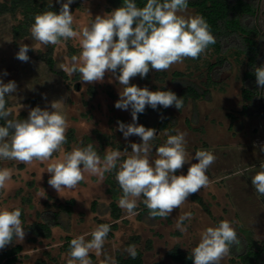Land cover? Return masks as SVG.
Instances as JSON below:
<instances>
[{
	"label": "rangeland",
	"instance_id": "374dc122",
	"mask_svg": "<svg viewBox=\"0 0 264 264\" xmlns=\"http://www.w3.org/2000/svg\"><path fill=\"white\" fill-rule=\"evenodd\" d=\"M54 2L61 5L66 0ZM114 9L107 0H73L70 10L74 16V30L89 25L97 15H104ZM182 14L199 15L191 7ZM259 16L262 18L261 13ZM22 19L21 14L0 15V79L5 83L15 81L17 84V91L9 94L12 115L18 117L24 112L28 116L31 105L27 100L33 96H39L41 108L48 110H51L52 101L59 100V111L66 115L69 122L66 135L70 131L73 133L70 141L62 146L63 150L71 151L92 144L101 160L107 149L131 151L130 143H141L140 137L133 135L125 139L118 130V121L132 123L131 108L121 110L114 106L123 86L110 73H106L103 82L84 84L80 81L79 73L71 76L65 73V78L53 72L38 55L52 47L56 66L68 64L72 56L80 54L78 40L69 39L56 46H38L30 34L15 38L13 27ZM21 43L32 45L36 50H29L28 62L16 58ZM216 58V53L205 51L201 58H186L182 63L172 65L165 71L166 74L150 70L146 78L136 76L130 84L147 87L151 91L163 90L162 87L180 91L173 81V73L179 70L196 84L204 85L208 75L206 61L215 62ZM228 58L232 66L222 69L217 82L211 85L207 98L197 101L190 99L179 110L174 106L166 108L171 115L166 129H158L157 112L148 114L147 121L137 120L138 124L157 130L156 138L150 141L153 160L156 158L155 148L166 142L165 133L175 135L177 131L185 133L186 150L193 157L197 150H208L216 156L206 173L209 185L197 192L210 212L190 195L167 218H152L146 213L140 219L138 211L129 214L122 209V218L113 223L108 208L112 198L106 178L109 174L114 175L115 169L105 172L102 178L84 173L85 179L75 189H64L58 194L48 185V162L34 161L26 165L0 159V168L12 170L11 179L5 189L0 190V208H19L23 227L40 219L39 212L47 210V201L53 204V209H56L54 203L58 200L74 198L76 202L71 217L65 218L63 225L54 226L51 237L32 240L31 234L25 229L24 241H14L22 246L17 264H67L70 249L66 246V240L78 236L91 240V232L101 224L100 220L109 222L110 231L100 254L97 255L94 250L89 253L92 264H117V253L127 254L129 245L142 250L146 264L155 261L171 264V258L167 256L171 247L178 244L191 251L198 244L200 233L209 226H217L221 220L232 222L238 238L252 235L261 241L263 234L260 225L264 217L262 196L255 191L251 178L264 163V115L242 114L243 106L247 103L242 96L246 59L243 56L236 58L233 53H229ZM109 80L112 82L109 83ZM149 107L146 106L145 110ZM59 156L60 152L54 153L52 159H58ZM124 158L118 161L117 169ZM196 162L195 159L191 161ZM189 166L185 164L176 174L186 175ZM142 201L143 197L137 202L138 208L143 207ZM93 202L96 210H93ZM184 213H191V219L183 222L187 231L182 233L176 228V223ZM135 236H139L140 240L130 244ZM232 255L230 253L225 257L221 264H232Z\"/></svg>",
	"mask_w": 264,
	"mask_h": 264
},
{
	"label": "clouds",
	"instance_id": "9594fccd",
	"mask_svg": "<svg viewBox=\"0 0 264 264\" xmlns=\"http://www.w3.org/2000/svg\"><path fill=\"white\" fill-rule=\"evenodd\" d=\"M72 3L73 0L63 2L58 13L47 10L36 14L29 29L31 39L38 46L78 40L80 54L58 67L69 76L79 73L84 84L103 82L106 73H110L123 86L114 106L121 110L131 108L132 123L118 121V130L125 139L133 135L140 137L141 143H130L131 151L107 149L103 160L92 144L64 151L62 146L67 143L69 122L59 111L60 101H52L51 110L39 106L31 108L26 119H9L12 110L6 108L5 97L17 91V84L0 79V119L5 120L0 126V159L26 165L34 161L48 162V185L59 194L64 189H75L85 179L84 173L102 178L105 172L116 169L118 161L125 157L115 177L122 190L118 205L129 214H135L137 202L143 197L142 202L152 218H167L190 195L209 185L206 173L216 156L208 150H197L193 157L186 150L185 133L177 131L175 135L165 133L166 142L155 148L153 160L150 141L156 138L157 130L138 124V114L143 113L146 106L152 109L174 106L179 110L183 100L171 90L151 91L130 81L136 76L146 78L150 70L167 71L186 58H198L216 42L210 25L203 16L182 14L187 12L188 0H147L142 8L137 7L135 0H123L122 6L97 15L89 25L74 30ZM48 7L51 9L52 3ZM30 49L36 51L32 45L21 43L16 58L28 62ZM254 75L257 88L264 89V65L255 67ZM57 152H60L59 158L52 159ZM193 159L198 162L191 163ZM185 164L190 165L187 174L177 175ZM260 169L251 183L255 191L264 196V163ZM11 177V169L0 168V190L5 189ZM186 219H191V213L177 219L176 228L182 233L187 231L183 223ZM109 231V224H100L91 232V240L84 236L73 238L67 264H92L89 253L94 250L100 254ZM25 235L21 210L0 208V249L14 241L23 242ZM239 243L232 222L221 220L217 226H209L200 233L190 259L193 264H221ZM126 251L131 258H136L135 245H129Z\"/></svg>",
	"mask_w": 264,
	"mask_h": 264
},
{
	"label": "trees",
	"instance_id": "16d2710c",
	"mask_svg": "<svg viewBox=\"0 0 264 264\" xmlns=\"http://www.w3.org/2000/svg\"><path fill=\"white\" fill-rule=\"evenodd\" d=\"M115 9L122 6L123 0H107ZM261 0H188V7L196 9L200 16H203L210 25V30L215 37V43L208 46L207 52L216 53L215 62L206 61L208 67L207 79L204 85L196 84L188 78L183 71H175L173 73V81L180 87V91L171 87H162L163 90H171L183 100V106L191 99L197 101L201 98H207L210 95V87L217 82L222 69L232 66L228 58L229 53L235 54L236 58L245 57L246 69L243 74V99L247 102L242 109L243 115H264V103L262 99V89L257 88L256 78L254 75L255 67L264 65V32L259 25ZM147 0H135L137 7H143ZM163 2V0H161ZM52 3L51 9L48 5ZM61 5L54 0H0V15L10 14L16 16L21 14L23 19L18 25L13 27V36L15 38L23 37L30 34V26L34 23V16L43 11L52 10L59 12ZM72 55H74L72 53ZM202 54L198 57L201 58ZM49 68L59 73L65 78L67 75L64 71L56 66L53 57V48L50 47L46 52L38 55ZM161 73L166 74L165 71ZM94 94V89L91 88ZM6 108L10 107L9 95H6ZM31 108L41 107L39 96H33L27 100ZM167 109L158 106L157 109L147 108L143 113L138 114V119L147 121L150 113H158L157 118L158 129H166L171 121V115L167 113ZM28 116L22 112L18 117L11 115L9 119H26ZM233 117V116H232ZM234 118V117H233ZM5 124L4 119H0V126ZM67 143L73 137L72 131L67 135ZM116 168L114 175L109 174L106 178L109 184L108 191L111 194V201L108 205L113 223L122 218V208L118 205V200L122 196V190L116 180ZM192 198L198 201L205 209L210 212L209 207L203 198L197 193L192 194ZM75 199L69 198L64 201H56L53 204L48 201L45 204L47 210L39 212V220H35L30 224H25L24 228L31 234L32 240L39 237L49 238L52 236L53 227L63 225L65 218L69 219L74 211ZM93 210H96L95 202H93ZM138 217L142 219L143 215L149 214V210L143 203L142 208H136ZM160 218V217H155ZM101 224H108V221L100 220ZM72 238L66 240V246L69 249ZM140 240L139 236H135L130 241L134 244ZM239 245L233 246L231 253L232 264H264V240L255 239L252 235H245L239 238ZM151 245V241H149ZM137 256L131 258L129 253H117V264H146L143 252L139 248H135ZM22 251L20 244H12L0 250V264H17L18 254ZM167 256L171 258V264H193L190 259L191 251L183 249L176 244L167 251ZM36 264H45V262H37ZM152 264H164L161 261H155Z\"/></svg>",
	"mask_w": 264,
	"mask_h": 264
},
{
	"label": "crops",
	"instance_id": "0c3cea01",
	"mask_svg": "<svg viewBox=\"0 0 264 264\" xmlns=\"http://www.w3.org/2000/svg\"><path fill=\"white\" fill-rule=\"evenodd\" d=\"M260 8H261V11L260 13L262 14V18H259V21H260V27L261 29L263 30L264 32V0H261L260 1ZM260 17V16H259ZM262 99H263V103H264V89H262ZM231 127H230V131H231ZM262 205H263V209H264V196H262ZM263 215H264V211H263ZM261 231H262V241L264 240V217L262 218V222H261Z\"/></svg>",
	"mask_w": 264,
	"mask_h": 264
}]
</instances>
